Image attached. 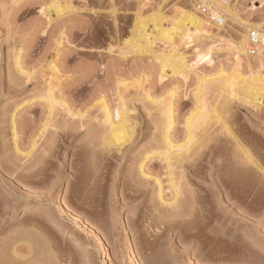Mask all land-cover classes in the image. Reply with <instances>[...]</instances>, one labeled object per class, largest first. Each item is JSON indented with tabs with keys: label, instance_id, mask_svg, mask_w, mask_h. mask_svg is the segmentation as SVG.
Segmentation results:
<instances>
[{
	"label": "rangeland",
	"instance_id": "rangeland-1",
	"mask_svg": "<svg viewBox=\"0 0 264 264\" xmlns=\"http://www.w3.org/2000/svg\"><path fill=\"white\" fill-rule=\"evenodd\" d=\"M52 1L0 0V264H264V101L255 111L241 94H220L238 66L230 44L241 26L225 20L197 46L202 55L212 48L192 69L194 48L180 46L186 73L162 77L161 39L155 52L124 44L139 19H152L149 31L178 10L201 15L192 0H59L60 16L46 11ZM231 2L242 18L251 13L243 12L250 0ZM248 19L263 23L264 7ZM52 65L55 95L75 116L60 105L47 115L41 94ZM238 69L247 75L244 61ZM196 88L207 108L192 119L189 152L166 164L161 105L150 99L174 92L176 153ZM104 107L113 122L124 117L134 128L120 148L102 137ZM205 109L211 117L203 122ZM158 192L175 204L162 205Z\"/></svg>",
	"mask_w": 264,
	"mask_h": 264
},
{
	"label": "bare ground",
	"instance_id": "bare-ground-1",
	"mask_svg": "<svg viewBox=\"0 0 264 264\" xmlns=\"http://www.w3.org/2000/svg\"><path fill=\"white\" fill-rule=\"evenodd\" d=\"M58 1L59 0H57L56 3L52 1L53 3L50 4L49 7L46 8L47 9L46 11L48 12V10L52 8L54 15L56 14V16H60L62 14L61 8H60L61 3L58 4L59 3ZM250 1H251V5L250 6L247 5L246 8H244L243 12L247 11L248 13V11H250L251 13H253V11H256L257 9L259 10L264 7V0H250ZM66 2H64L65 4H63L65 5L64 8L69 7L67 6L68 4ZM68 2L70 1L68 0ZM192 2H193V5L195 6L196 4L199 6H208L211 9V15L209 16L204 15V14L199 15L195 12H192L191 10L190 11H183V10L179 11L178 10V12L173 13L172 15L173 20H170L168 22L166 21L162 22L163 19L162 20L154 19L152 29L149 31L147 30V27H148V23L152 19L151 18H148V19L144 18L141 20L139 19L135 23L132 37H130L125 42L124 46L128 49L129 52H134V53H139L141 51L155 52L156 50L154 46H156V41L157 39H161L166 45L165 54H163L160 57L161 58L160 59V63H161L160 73L162 77L166 73V70H168L169 76H174L177 74L180 75V74H183V72L186 73V68L188 69V64L185 61V55L183 54L184 52H180L178 50L179 47L183 46L184 48L185 47L194 48L193 50H195L194 51L195 59L193 62H191V64H189V68L191 67L193 68L195 65L198 64L200 59H202L203 57H208L207 55L211 52V48H212L211 46H209L207 48L208 49L207 53L202 55V52H200L201 50L200 49L198 50L197 46H199L200 48L201 43L204 40L211 38L214 35L218 34L223 27L222 26L223 23L225 24V20L230 19L233 22L239 24L242 28V33L240 34V38L237 39V41L234 40V43L230 44L231 46L230 51H232L231 54L233 55L234 60L236 61L235 63H238V66L236 67V64H235V67L233 66L234 68L230 72L231 75L227 79H225V81H223L225 83L224 87L221 88L222 84H220V88H221V89L219 88L221 90L220 94L221 95L225 94L223 97H226L227 94H228L227 96L229 97L237 96L241 94L242 103L250 106L255 111H257L258 108L260 109L261 106L263 107V101H264V56L263 55L252 56L249 54L248 52V31L251 27H255L259 30H264V26H263L264 22L263 23L261 22L260 24L250 22L249 21L250 19H248L251 14L250 12H249L250 13L249 15L247 14L246 17L244 16L245 18H242L241 17L242 13L240 10L243 9V7L241 8V7H237V5L235 4H231L232 3L231 0H192ZM212 30H215V32H212ZM153 32H155V34H153ZM158 51L160 50L158 49ZM17 59H18V56L16 57V62H15V65L18 68L17 70H19L21 73L23 72L25 73V71H23L21 67L19 66V62ZM242 61H244L247 66V75L246 76L243 75V77L241 76L242 74L240 73V70L238 69L239 63H241ZM51 70H53V73H54L53 75L51 74L53 78L51 77V75L49 76L51 78H48V80L45 82V86H44L45 88L41 94V97L44 100V103L48 109L47 115L50 117L54 109V106L60 105L61 107H63V110L66 111L68 115L75 116L76 114L74 115L73 113H71V111L65 108V106H63L64 104H62L61 102L62 100H60L59 97L58 98L56 97L55 90L60 84L58 82L59 77L57 78V75H56L57 70L55 69L53 65L51 66ZM219 72H221V70ZM244 77L247 80V81L244 80L246 82L242 81V78ZM197 78H198V81H197L198 87H201L202 85H204L205 77L200 76ZM198 93H199V88L198 89L196 88V92L194 96L196 98L197 106L194 108V110L190 112L189 116L185 120V128H186V133H187L186 135L188 136V138L186 137L187 140L183 142V144L178 145L180 148L176 153L171 151V149H173L175 145L170 139V131H171V126L173 122L172 116H173L174 92L170 91L166 100L163 99V100L155 101L153 99H150V102L157 103L156 106H158V104L161 105V107L159 106V110H158L161 115L160 121H159L160 122L159 126L161 130V140L160 141L164 148V150H162L164 151L163 156L164 155L167 156V157L164 156L165 158H163L167 161L166 164L170 163L169 157L172 156V159L178 158V162H179V158H181L180 161H182V157H184L186 152H189L188 148L190 149V147L187 148L185 145L189 144V141L191 140L190 138L193 135L191 133L192 127H193L192 119L194 116L200 113L201 108H205V107L207 108L206 105L205 107L202 106L203 102L202 104L200 103L201 98L198 97ZM214 109H215V105H214ZM214 109H212V112L214 113L213 116H216V118L219 119L218 115H216L217 112L215 113ZM201 112L203 113V110ZM210 115H211V109L209 112L206 111L205 109L202 115L204 117L203 122H206V120L211 117ZM103 116L104 117L101 121L108 128L107 133L102 135V137L104 136L103 138H104L106 145L114 144L115 146L117 145L120 148V146H123L126 142H128L130 137L133 135L134 128L133 127L132 128L127 127L128 129L126 128L125 126L126 119H124V117L122 119H119L116 123L113 122V115H111L110 112L105 107H104ZM13 117H14V114L12 113L10 117L11 118L10 128H11V135L13 139L12 141L14 142L13 144H15L17 133H16V128L14 126L15 123H14ZM116 117H118L117 113H116ZM224 122L222 123L224 124ZM232 135L233 134H231V137ZM232 139H235V138H232ZM203 141H205V138L203 139ZM200 143L201 142H199V146L200 145L202 146V144ZM236 144L238 145V143ZM149 159L150 157L146 155L144 159H142V161L140 160L139 162L138 173L142 177H148V175L144 172V164L146 160H149ZM176 189H174L175 193L174 192L173 193L174 195L176 194L175 197L177 198L178 190ZM158 197H159L158 199H160L159 200L160 203L162 205L164 204L165 206L166 205L171 206L175 204L174 201H176V198H173L175 200L173 201L171 200L172 202L163 201L164 199L162 200L161 192H158ZM15 252L16 251L13 250L14 255L17 254V253L15 254Z\"/></svg>",
	"mask_w": 264,
	"mask_h": 264
},
{
	"label": "built area",
	"instance_id": "built-area-1",
	"mask_svg": "<svg viewBox=\"0 0 264 264\" xmlns=\"http://www.w3.org/2000/svg\"><path fill=\"white\" fill-rule=\"evenodd\" d=\"M197 9L201 14L211 15V9L208 6H199ZM248 52L252 56H264V30L251 27L248 31Z\"/></svg>",
	"mask_w": 264,
	"mask_h": 264
}]
</instances>
